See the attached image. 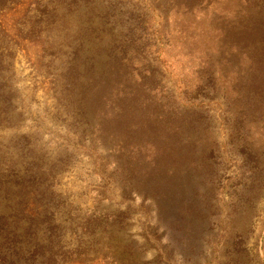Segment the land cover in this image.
Returning a JSON list of instances; mask_svg holds the SVG:
<instances>
[{
    "label": "rangeland",
    "instance_id": "374dc122",
    "mask_svg": "<svg viewBox=\"0 0 264 264\" xmlns=\"http://www.w3.org/2000/svg\"><path fill=\"white\" fill-rule=\"evenodd\" d=\"M249 8L264 0H0V188L12 179L28 212H53L64 246L76 224L122 211L121 241L146 248L143 262L158 263L144 239L154 233L165 264H264V47L244 61L245 88L233 85L234 58L216 71L227 44L217 25ZM248 42L263 44L264 26ZM100 77L184 108L156 169L135 149L115 172L116 152L78 106ZM30 249L22 264H46ZM94 261L59 264H104Z\"/></svg>",
    "mask_w": 264,
    "mask_h": 264
},
{
    "label": "trees",
    "instance_id": "16d2710c",
    "mask_svg": "<svg viewBox=\"0 0 264 264\" xmlns=\"http://www.w3.org/2000/svg\"><path fill=\"white\" fill-rule=\"evenodd\" d=\"M261 26H264V10L257 8L242 11L231 23L224 21L217 25L219 37L226 40L227 44L221 42L217 46V54L221 57L216 71L220 70L227 58L229 62L234 58V65L232 70L230 69L235 76L234 86L245 88L250 82L244 61L251 60L252 54L258 55L262 52L264 43H258V47L249 44V33ZM124 59L126 62L125 57ZM125 62H119V65H124ZM253 65L254 61H250L248 69H252ZM109 80L110 78L107 80L104 77L90 79V88L78 97L80 113L85 114L89 110L93 113V125L103 135V142L107 141L106 151H114L117 154L112 155L115 159V172L126 170L125 167L128 166H122L119 158L140 153L135 149L150 151L149 155H146L149 158L147 162L146 158H143V168L146 171L156 169L157 156L167 152V145L163 147V144L172 142L171 140L183 131L182 126L172 119L184 108L156 98L152 88L140 91V85L136 84L137 88L122 89L124 83L120 82H117L115 88ZM172 100L175 102L173 98ZM90 148L94 150V144ZM134 162L140 163L142 160ZM9 182L12 184L8 183L4 188H0V264H22L27 260L24 257L25 251L28 252L30 248L33 256L47 255L46 261H39L46 264H59L81 258L86 261L95 258L94 262L104 264H150L141 261V253L145 252L146 248L137 247L139 251L136 254L137 249L133 244L130 245L131 241H121L119 232L121 234L125 227V212L105 213L102 216L96 214L87 219L85 224H76L80 225L81 229L75 238V244L64 246L66 242L62 241L63 228L54 213L28 212L27 205L13 195L16 181L10 179ZM147 190L149 189L143 188L138 192L144 194V199L150 197L153 203L156 202L151 194L147 195ZM156 212L158 223H164L167 214L160 209ZM150 234V237L144 238L145 242L157 250V264H165L168 260L165 246L157 245L160 239L154 233ZM60 250L61 256L56 257Z\"/></svg>",
    "mask_w": 264,
    "mask_h": 264
}]
</instances>
